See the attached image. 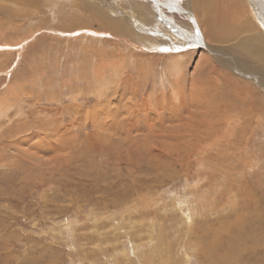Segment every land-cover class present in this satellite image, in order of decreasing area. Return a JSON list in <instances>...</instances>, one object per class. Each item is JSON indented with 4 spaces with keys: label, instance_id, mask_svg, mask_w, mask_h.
<instances>
[{
    "label": "rangeland",
    "instance_id": "obj_1",
    "mask_svg": "<svg viewBox=\"0 0 264 264\" xmlns=\"http://www.w3.org/2000/svg\"><path fill=\"white\" fill-rule=\"evenodd\" d=\"M218 1L0 0V264H264V0Z\"/></svg>",
    "mask_w": 264,
    "mask_h": 264
},
{
    "label": "bare ground",
    "instance_id": "obj_2",
    "mask_svg": "<svg viewBox=\"0 0 264 264\" xmlns=\"http://www.w3.org/2000/svg\"><path fill=\"white\" fill-rule=\"evenodd\" d=\"M251 1L252 0H250V2ZM218 3L220 4V6L217 5V8L222 14H224V15L230 14V13L231 14L232 13L235 14V16L233 18L226 19L225 22L222 19L221 23L219 24V28L220 29H230V28L235 27V23H236V20H237L236 15L239 14V16H240V14H242V11H243L242 7L240 6V0H223L222 2L218 1ZM251 6L253 7L252 8L253 9L252 10L253 17L255 18V16H254V13H255L258 22H260L262 26L259 25V27H260V36L256 37V38H251V40H250V42H249V44L247 46L246 52H247L248 56L254 58L255 60H258L257 63H258L259 66H262V65L264 66V30H263L264 29V6H263L262 2L258 3L257 5H253V3L251 2ZM205 22H206V25L210 24V21H209L208 17L206 18ZM252 22H253V20H251V19L250 20L249 19L244 20V23L242 24V27L243 28H248V27L251 26ZM209 28H210V30H209L207 35L208 36H212V35L215 36L216 35L215 34L216 31H212V29L214 27L213 26H211V27L209 26ZM152 29H154V28H152ZM216 29H218V28H216ZM181 33H183V31ZM222 35L223 36H231V33H229V32L228 33H223ZM186 37H187L186 38L187 40L188 39L192 40L195 43H198L201 40L199 37H196L194 31L187 32ZM254 72L259 74L258 78H260V79L264 78V71H262L259 67H256L254 69ZM227 75L230 76L231 73L230 74L228 73ZM251 76H252V71H251L250 77ZM227 81H230V80L227 79ZM234 83L239 86L241 81L240 82H234ZM251 86H252V83L245 88L246 90H244L243 92L240 91V93L237 92V91H235V92L229 91L228 93L225 94L223 92L216 91V99L224 100L225 98H230L232 95H237V97L242 100L244 95H246V96H250V95L255 96L258 93H260V91L256 92L254 90V88H252ZM180 97H181L180 100H184L183 103H182L183 105L181 106V104H180V106L176 105V107L171 108L172 110H170L171 112L168 115V117L170 116V118H178V120L183 119V113H182L183 110L182 109L185 108L186 110H188L189 105H188V103H185L186 100H185V98L183 99V94ZM201 97H202V95L195 96L193 101H192L191 106L196 108V105H197L198 108H203L204 110H198L197 113L196 112L194 113L193 111L188 110L187 117L188 118H192V121H193L192 125L189 124L191 127L192 126H196V125L201 123V121L199 122L200 119H199V116H198V115H200V112L202 114V111H205L204 114H202V115H204V117L208 118L207 120H203L206 123L209 121V119L213 115V114L209 113V111H210L209 108L205 107L204 105H202L200 103ZM257 98L261 99V101L258 103V107L263 110L264 109V96H262V94H260V95L257 96ZM180 100H179V102H182ZM169 104H170V102H169ZM228 110H230V107L228 105H225V107L222 109L221 114H220V118L221 119H223L225 117V113ZM160 114H161V111H160Z\"/></svg>",
    "mask_w": 264,
    "mask_h": 264
}]
</instances>
